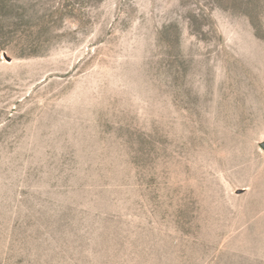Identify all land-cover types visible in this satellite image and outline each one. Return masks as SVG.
Wrapping results in <instances>:
<instances>
[{"label":"rangeland","instance_id":"1","mask_svg":"<svg viewBox=\"0 0 264 264\" xmlns=\"http://www.w3.org/2000/svg\"><path fill=\"white\" fill-rule=\"evenodd\" d=\"M0 264H264V0H0Z\"/></svg>","mask_w":264,"mask_h":264},{"label":"snow or ice","instance_id":"2","mask_svg":"<svg viewBox=\"0 0 264 264\" xmlns=\"http://www.w3.org/2000/svg\"><path fill=\"white\" fill-rule=\"evenodd\" d=\"M0 55H5V56H6L7 54H6V53H4V54H0Z\"/></svg>","mask_w":264,"mask_h":264}]
</instances>
